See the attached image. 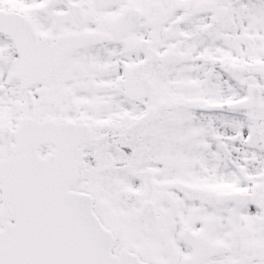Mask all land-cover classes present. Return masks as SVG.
Segmentation results:
<instances>
[{"label":"snow or ice","instance_id":"snow-or-ice-1","mask_svg":"<svg viewBox=\"0 0 264 264\" xmlns=\"http://www.w3.org/2000/svg\"><path fill=\"white\" fill-rule=\"evenodd\" d=\"M0 264H264V0H0Z\"/></svg>","mask_w":264,"mask_h":264}]
</instances>
